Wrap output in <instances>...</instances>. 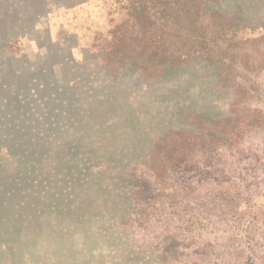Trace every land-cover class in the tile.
Segmentation results:
<instances>
[{"label":"rangeland","instance_id":"rangeland-1","mask_svg":"<svg viewBox=\"0 0 264 264\" xmlns=\"http://www.w3.org/2000/svg\"><path fill=\"white\" fill-rule=\"evenodd\" d=\"M83 1L0 0V264H264V0H199L146 68Z\"/></svg>","mask_w":264,"mask_h":264},{"label":"trees","instance_id":"trees-1","mask_svg":"<svg viewBox=\"0 0 264 264\" xmlns=\"http://www.w3.org/2000/svg\"><path fill=\"white\" fill-rule=\"evenodd\" d=\"M90 0L83 1L88 5ZM157 0H99V5L104 16L105 27L100 28L94 22H89L88 47L100 50L101 58L108 65L111 61H121L130 57L132 51L138 65L141 68L147 66H160L165 63L172 44L175 45L173 52L185 50L195 52V38L193 30L183 28L181 24L198 14L201 2L199 0H182L180 5L174 4L162 7L158 10L159 24L155 25L151 20ZM177 2V1H176ZM180 9L183 14H181ZM196 18V17H195ZM130 22L139 25L141 35L144 38V46L135 49L123 29ZM175 24V27L172 25ZM218 39V37H216ZM215 39V37H214ZM153 43H155L153 46ZM122 48V51L117 49ZM144 63V64H142Z\"/></svg>","mask_w":264,"mask_h":264}]
</instances>
